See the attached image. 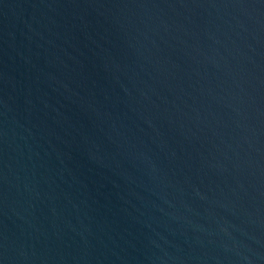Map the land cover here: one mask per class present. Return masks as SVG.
<instances>
[{
  "label": "water",
  "instance_id": "obj_1",
  "mask_svg": "<svg viewBox=\"0 0 264 264\" xmlns=\"http://www.w3.org/2000/svg\"><path fill=\"white\" fill-rule=\"evenodd\" d=\"M0 264H264V0H0Z\"/></svg>",
  "mask_w": 264,
  "mask_h": 264
}]
</instances>
